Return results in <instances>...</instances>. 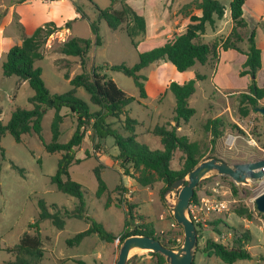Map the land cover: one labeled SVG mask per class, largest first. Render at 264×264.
Returning <instances> with one entry per match:
<instances>
[{
	"label": "rangeland",
	"instance_id": "obj_1",
	"mask_svg": "<svg viewBox=\"0 0 264 264\" xmlns=\"http://www.w3.org/2000/svg\"><path fill=\"white\" fill-rule=\"evenodd\" d=\"M198 0H128V5L147 22L144 36L137 38L138 46L134 47L125 32V24L117 30L110 29L105 21L97 22L98 35L102 44L95 45V35L91 29V22L97 21V9H121V0L112 4L109 0H32L15 6L11 12L10 5L18 0H0V123L5 125L10 120L14 108L31 109L29 98L33 90L27 82L20 81L16 76L5 77L2 73V63L8 50L20 43L25 26H41L53 22L59 27L52 34L42 48L43 59L35 66L42 71V80L51 94L62 95L71 90L69 80L82 72L91 73L93 66L107 63L109 66L125 65L131 67L139 60V53L163 44L176 34L185 31L191 15H197L195 8ZM225 8L222 20H217L218 32L207 24L200 42L212 48V54L206 64L196 63L185 73H179L175 67L159 60L140 71L145 76L143 81L146 98H141L139 90L131 77L121 72L103 69L99 73L106 74L117 87L127 94L132 101L127 107L128 115L138 122L135 128L136 141L146 145L149 149L162 150L159 137L152 134L156 126L169 124L168 128L176 127L180 136H187L190 141L197 142L202 153L201 160L216 158L230 165L254 162L264 158V119L254 110L246 117L238 113L239 94L248 91L252 81L249 75L241 76L242 65L246 60L247 37L254 33V41L260 43L264 33V22H258L257 16L264 13V0H247L243 6L246 27L237 29L239 41L234 36L229 44L238 49L221 50V43L231 32L230 3L232 0H215ZM19 4V3H18ZM80 8L84 18L76 13ZM69 26V29L67 28ZM36 27V28H37ZM258 28V29H257ZM71 38H83L92 42L87 63L83 69L80 59L63 56L56 52L57 46ZM262 70L256 74V84L264 87V56L261 59ZM65 74L69 75V80ZM200 76L201 78H198ZM193 80L195 92L188 100L190 108L195 114L188 122L174 121L175 98L168 90L171 82L183 85ZM76 96L86 102L90 111L98 110L89 101V95L82 88H78ZM258 107H264V99L258 102ZM55 115L54 109H47L42 119V137L44 143L52 141L51 126ZM62 122L60 124L59 143H66L73 135L77 121L69 109L60 110ZM107 117L106 122L122 136L129 134L124 131L121 120ZM217 117L224 118L229 125L215 144H211V136L204 126L208 120ZM238 124L243 128L241 129ZM238 136L232 146L225 145L228 134ZM94 135L88 128L85 137L77 149L76 157L86 158V151L91 158L69 168V176L82 187L85 202V215L102 225L103 229L115 236L125 228L126 205L117 206L119 198L134 204L132 214L134 224L138 226L142 221L150 222L160 241L170 242L179 248L183 244V229L173 219L172 208L175 204L177 191L171 189L162 199L159 190L162 184L155 188L140 187L131 177L124 174L117 159L118 149L114 145L113 137L108 136L101 141L92 142ZM250 138L254 139V143ZM95 144L100 147L96 148ZM0 264H7L14 260L12 254L4 251L19 242L24 233L34 234L29 225L38 216V202L44 201L49 212L54 213V207L73 211L78 200L56 190L50 183L55 175L60 153H47L42 143L35 135H25L21 143H16L13 137L6 133L0 142ZM98 158V159H97ZM181 161L179 153L171 162L176 169ZM105 167L101 171V178L107 186V191L97 196L98 182L94 175V168L99 164ZM16 166L23 170L21 175ZM117 185L127 188L126 194L119 195L114 191ZM235 185L237 194L232 188ZM198 199L202 196L214 197L227 204V210L213 215L206 227H197V247L192 264H224L218 258L207 257L203 253L206 241L224 245H231L233 231L230 228H240L248 225L252 240L248 244L249 252L253 255L250 260L237 261L235 264H264L259 256H264V218L257 212L254 198L263 191L259 180H249L246 184H235L229 177L214 172L205 176L196 187ZM110 199L109 206L106 205ZM248 208L252 212L251 220L241 218L235 214L237 208ZM222 221L225 226L214 222ZM65 225L58 230L49 220L39 224L40 234L44 243V256L41 264H77L78 260L86 264L103 263L115 264L118 258L119 246L117 242L105 243L97 235L87 237L79 245H69L67 241L76 234L87 230L90 221L85 219L64 218ZM220 224V223H219ZM132 227V226H131ZM130 228V227H129ZM127 264H158V258L149 251H133L129 255ZM163 264H167L164 262Z\"/></svg>",
	"mask_w": 264,
	"mask_h": 264
},
{
	"label": "trees",
	"instance_id": "obj_2",
	"mask_svg": "<svg viewBox=\"0 0 264 264\" xmlns=\"http://www.w3.org/2000/svg\"><path fill=\"white\" fill-rule=\"evenodd\" d=\"M18 1L19 3H25L32 0ZM109 1L112 4L116 2V0ZM127 1L121 0L120 10L112 8L97 9V21L91 22L96 46L102 44L97 27V22L101 20L105 21L107 26L112 30H117L125 24V32L132 45L134 47L138 46L139 42L137 38L145 35L147 22L143 16L138 15L128 5ZM245 1L232 0L230 3L232 29L228 37L221 43L220 47L223 51L238 49L234 44L229 43L232 36L240 41L241 38L237 33V29L246 27V20L243 16ZM195 8L200 11L201 15H191L185 31L176 34L157 47L140 52L139 60L135 65L131 67L125 65L109 66L107 63H103L93 66L90 74L82 72L70 80L69 75L65 74L72 88L62 95L51 94L49 92L42 80L40 67L35 66L37 62L43 59V46L46 44L48 38L59 30V27H56L53 22H47L44 25L38 26L31 35L23 37L20 44L14 45L8 50L2 63V73L5 77L16 76L20 81L29 84L33 90V95L29 98V103L32 107L31 109H24L16 106L7 124L3 125L0 123V142L6 133H9L16 143H21L25 135H35L47 153H60L61 157L58 161L57 170L55 175L51 177L50 183L56 187L58 192L77 199L78 203L71 212L67 210L62 212L61 209L55 206V212L51 213L44 201L40 200L38 202L39 213L37 219L29 225L30 229H34V234L24 233L16 245L4 249V251L14 256V260L8 261L7 264H41L44 256V243L40 234L39 224L46 220H49L58 230L64 228V218L66 217L90 221V227L87 230L76 234L67 241L69 245H79L91 235H97L105 243L117 242L118 245L124 239L133 235H144L160 240L155 234L152 224L145 222L142 215L138 216L142 224L135 226V217L132 214L134 204L127 203L120 198L116 205H126L128 209L125 212V228L118 236L105 231L101 224L86 216L82 187L70 178L69 168L72 165L80 164L92 156L86 151V158L79 159L76 157L77 149L81 145L88 128L94 132V135L91 137L92 142L96 143L97 141L106 139L108 136L113 137L114 145L119 152L117 159L124 174L131 177L140 187L154 189L157 184L161 183L162 187L159 190V196L162 199L171 191V185L175 181L184 179L201 162L203 153L198 143L190 141L187 136H180L177 133L176 127L168 128L169 124L156 126L152 130V134L159 137L162 150L153 151L146 145L137 142L135 128L138 122L131 118L127 112V107L130 105L132 98L119 89L115 82L111 78H108L106 74L101 75L99 73V71L106 69L121 72L131 77L134 80L136 88L139 90L140 97L145 99L147 95L143 81L146 78L140 74V71L152 63L165 60L171 63L181 74L185 73L196 63L206 64L212 54V48L208 44L200 42V40L205 33L207 24L214 27L217 20L223 19L225 8L215 0H198L195 3ZM76 11L80 18L85 17L80 8L76 7ZM67 28L69 29V26ZM254 36V33H251L247 37L246 60L240 72L241 76L249 75L253 78L248 86V91L239 94L238 113L240 117L248 116L255 107H258V102L264 99V87H258L255 81L256 74L261 69V51L256 46ZM91 46L92 42L88 39L71 38L60 43L56 48V52L63 56L79 58L80 65L84 69ZM198 78L201 77L198 76ZM78 88H82L87 92L90 103L97 107L98 110L90 111L88 104L76 96ZM168 90L175 98L174 121L183 120L188 122L195 114V110L188 105L189 98L195 92L194 81L191 80L183 85L171 82L168 85ZM62 108L69 109L70 113L75 115L77 121L76 129L66 143H59L57 141L60 136L59 127L62 122L60 110ZM47 109L55 110L51 126L52 141L50 143H44L41 126ZM122 115H125L124 119L121 120L122 127L129 134L126 137L113 130L110 124L106 122L107 117L119 119ZM228 126L231 128L236 127L232 124L229 125L221 117L206 122L204 128L210 133L212 145L217 142ZM261 135H264L263 132ZM95 146L96 148H100L98 144H95ZM1 151L3 153L2 149ZM177 153L181 156V161L178 168L174 169L171 166V162ZM104 167L103 164L99 163L93 170L98 182V197H101L107 191V186L101 178V171ZM13 168L23 175L22 169L16 166H13ZM114 191L118 192L119 195L122 193L126 194L127 188L123 185H117ZM232 191L234 195L237 194L235 185H233ZM197 199L198 195L195 189L190 202L192 203ZM109 203L110 199L107 200L106 205L109 206ZM235 214L247 220H251L252 216V212L244 207L237 208ZM260 215L264 218V214L260 213ZM213 225L216 227L218 225L225 226L220 220L214 222ZM230 229L233 231L231 245H224L213 240H208L203 248V253L207 257L214 256L218 258L224 264H235L237 261L252 259L253 256L247 248L252 240L250 230L244 226ZM160 242L167 248L173 249L176 247L174 243ZM151 255H155L158 258V264L165 262L164 257L160 254L151 253ZM259 260L264 261V256H259ZM76 263L86 264L80 260ZM93 264L103 263L95 262Z\"/></svg>",
	"mask_w": 264,
	"mask_h": 264
},
{
	"label": "water",
	"instance_id": "obj_3",
	"mask_svg": "<svg viewBox=\"0 0 264 264\" xmlns=\"http://www.w3.org/2000/svg\"><path fill=\"white\" fill-rule=\"evenodd\" d=\"M254 111L264 119V107H255ZM262 168H264V158L254 162L232 165L216 158L200 162L184 179H179L171 185V189L177 191L172 213L175 222L183 229L182 246L171 249L163 246L160 240L154 237L129 236L120 244L115 264H127L130 253L136 249L160 254L167 264H192L197 247V232L194 223L187 217V210L199 182L209 173L214 172L229 177L235 184H246L249 180H259L263 176ZM254 204L257 212L264 214V192L254 198Z\"/></svg>",
	"mask_w": 264,
	"mask_h": 264
},
{
	"label": "built area",
	"instance_id": "obj_4",
	"mask_svg": "<svg viewBox=\"0 0 264 264\" xmlns=\"http://www.w3.org/2000/svg\"><path fill=\"white\" fill-rule=\"evenodd\" d=\"M238 126L243 129L239 124ZM239 137L233 134H228L225 138V145L232 146ZM254 143V139L250 138ZM255 144V143H254ZM263 176L259 179L263 185L264 192V168ZM261 192V193H262ZM259 195V194H258ZM227 204L224 201L218 200L214 197L202 196L194 202H190L187 210V217L191 220L195 227H206V224L211 216L218 215L227 210Z\"/></svg>",
	"mask_w": 264,
	"mask_h": 264
},
{
	"label": "crops",
	"instance_id": "obj_5",
	"mask_svg": "<svg viewBox=\"0 0 264 264\" xmlns=\"http://www.w3.org/2000/svg\"><path fill=\"white\" fill-rule=\"evenodd\" d=\"M19 2H15V3H13V4H11L10 6V11L12 12L14 9H15V6H18V5H20V4H22V3H19ZM247 3V0L245 1V4ZM245 6V5H244ZM245 13L243 12V16H245L244 15ZM201 14H200V12H198V14L196 15V16H200ZM244 19H245V17H244ZM256 20H258V22L260 21V22H264V13L263 14H260L259 13V15L257 16V18H256ZM231 25H232V22H231ZM36 27L37 26H34V25H31V27H28L27 25L25 26V30H24V32L26 33V36H28V35H31L32 34V32L36 29ZM214 28H215V30H217V32L219 31L218 30V27H217V25L215 24L214 25ZM231 29H232V27H231ZM258 29V28H257ZM229 35V34H228ZM228 35H226V37L228 36ZM260 42H261V45H260V43H258V41L256 42L255 41V43H256V46L260 49V51H261V55H260V60L262 59V57L264 56V33H263V37H261V39H260ZM20 43H21V41H20ZM20 43H18V44H20ZM262 70V66H261V69H260V71ZM260 71H258L257 72V74L259 75V72ZM244 227L245 228H250L248 225H246V224H244ZM250 230V229H249ZM248 249H249V247H247ZM253 256V255H252Z\"/></svg>",
	"mask_w": 264,
	"mask_h": 264
},
{
	"label": "bare ground",
	"instance_id": "obj_6",
	"mask_svg": "<svg viewBox=\"0 0 264 264\" xmlns=\"http://www.w3.org/2000/svg\"><path fill=\"white\" fill-rule=\"evenodd\" d=\"M173 202L175 203V200H173ZM135 251H136V252H143V251H145V250H139V249H136Z\"/></svg>",
	"mask_w": 264,
	"mask_h": 264
}]
</instances>
